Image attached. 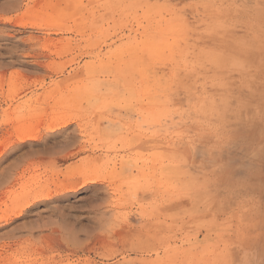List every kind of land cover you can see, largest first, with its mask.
I'll list each match as a JSON object with an SVG mask.
<instances>
[{
	"label": "rangeland",
	"instance_id": "obj_1",
	"mask_svg": "<svg viewBox=\"0 0 264 264\" xmlns=\"http://www.w3.org/2000/svg\"><path fill=\"white\" fill-rule=\"evenodd\" d=\"M0 264H264V0H0Z\"/></svg>",
	"mask_w": 264,
	"mask_h": 264
}]
</instances>
